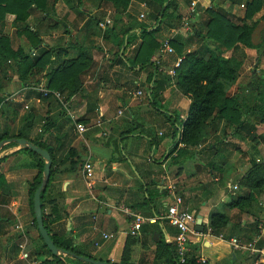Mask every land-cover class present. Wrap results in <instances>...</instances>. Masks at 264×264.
I'll list each match as a JSON object with an SVG mask.
<instances>
[{
    "label": "crops",
    "instance_id": "0c3cea01",
    "mask_svg": "<svg viewBox=\"0 0 264 264\" xmlns=\"http://www.w3.org/2000/svg\"><path fill=\"white\" fill-rule=\"evenodd\" d=\"M224 1L220 7L226 10L227 7L230 8V1ZM143 3L131 0L127 9L121 11L103 0H58L54 5L55 14L51 18V23L57 22L56 25L52 28L45 26V22L40 25L41 32L46 30V35L42 36V45L46 47L57 44L66 48V58L77 56L78 49L70 47L73 43L89 48L93 63L81 75L82 91L68 99L69 109L66 111L53 98L51 99L54 101L47 102L34 97L26 98L27 89L21 86L17 76L10 69H6L0 96L11 104L19 105L14 111L11 108L6 109L3 117L0 115V133L21 132L27 137V141L39 140L54 148V151L60 146L56 150V157L65 147L72 151L73 157L69 159L75 161L76 165L72 170L68 169L69 159H65L66 156L60 159L67 160L64 163L58 161L57 172L45 195L44 211L45 214L51 213V204L48 202L53 201L57 214L55 211L49 221L59 215V222L65 223L67 231L72 232L77 242L85 244V249H92L91 259L118 262L127 247L124 257L129 264H151L155 257V243L141 230L134 236L129 235V219L117 206L124 205L137 213L150 216V212L138 206L143 199L141 185L153 181L154 185H150L151 194L154 195L156 190L160 194L154 200L156 214L153 216L163 215L171 204L166 187L173 183L177 194L182 198L183 207L194 212L197 218L200 217L199 225L203 226L204 230L191 234L190 238L192 245L198 246L199 256L205 258L207 264H264L263 254L253 257L254 254L248 251L232 250L228 240L234 238L233 235L224 240L210 235L205 230L212 210L222 207L230 217L240 212L237 209H228L226 205L231 202L252 161L264 162V124L258 125L257 134L262 135V138L253 143L241 136L231 135L229 129L223 135L220 129L223 128L224 122L221 121L218 131H211L205 143L197 146L192 158L189 155L185 159L179 157L180 165L170 164L175 153L169 157L165 156L171 139L164 137V115L173 112L179 117V124L182 125L190 100L172 83L160 93V105H153L148 100L139 102L142 99L136 92L143 90L146 94V79L151 69L138 66L131 69L128 66L126 60L129 62L131 50L139 42L138 33L135 34L132 44L128 47H124V44L119 50L123 35L122 32L118 33V26L114 25L115 19L127 17L134 9L143 12ZM177 3L178 12L184 17L189 5H185L182 0H177ZM196 3L197 9L205 10L215 6L216 0H196ZM231 8L233 9L229 12L233 19L242 18L246 9L245 1L234 4ZM262 14L263 10H260L252 18V21H257L256 26L260 21L263 22ZM99 15H104L103 19H99ZM105 18H109L111 24L100 28L98 22ZM13 19V15L6 16L4 33L7 35L8 30L14 31L11 26ZM204 21V16L199 11L191 22L190 30L179 27L177 33H172L173 28L162 27L156 36L161 41L166 37L177 39L183 46V58L185 53L194 50V44L187 41V32L200 30ZM96 27L101 33L94 31ZM113 27L114 31L111 32ZM108 28L110 30L106 32ZM118 50L120 55L116 56L115 52ZM231 52L227 51L223 56L229 57ZM244 52L247 57H253V65L260 64L257 56L253 54L256 53L255 50L244 48ZM176 59L175 53L162 55L159 51L154 57L159 70L167 76H170L169 71L174 69ZM52 60H55L54 56ZM40 86H45L44 82H40L36 88L38 91ZM87 104L93 106L89 112L86 109ZM28 115L32 117L27 118ZM42 117L54 122L53 127L45 133L39 125ZM41 123L43 124L44 120ZM76 123L84 127L81 134L75 130ZM127 130L130 131L128 137L119 141L120 135ZM216 139H220V143L215 142ZM152 141L154 144L151 145ZM115 142L120 144L122 159L113 160L114 157H119L113 152L112 145ZM222 142L226 143V146H223ZM180 147H184V144L181 143ZM21 149L23 148L14 141L4 142L0 146V175L4 179L0 182V245L5 246L2 249L3 254L10 252V248H15L20 241V232L15 228L17 225L24 229L28 239L27 245H30L29 251L40 244L28 195L29 184L37 172V160ZM87 161H90L93 167L89 180L82 174V166ZM208 166H211L213 171L210 169L208 173ZM228 169V177H224L222 172ZM255 200L243 209L239 222L242 225L247 224L248 228L256 222L260 236H264V191L256 195ZM231 222L228 226L232 229ZM54 224L57 222L49 226L53 228ZM197 226L195 225L194 229ZM54 230H57V226ZM174 232V228L169 224L165 227V242L172 243ZM103 234L108 238L104 239ZM157 236L158 232L154 231L153 240ZM94 241L99 242L98 246L91 247ZM242 241L248 242L245 239ZM17 257L19 259L18 255ZM69 264H72L70 260Z\"/></svg>",
    "mask_w": 264,
    "mask_h": 264
},
{
    "label": "trees",
    "instance_id": "16d2710c",
    "mask_svg": "<svg viewBox=\"0 0 264 264\" xmlns=\"http://www.w3.org/2000/svg\"><path fill=\"white\" fill-rule=\"evenodd\" d=\"M57 1L0 0V91L4 86L3 75L6 69H10L17 76L21 86L27 89L26 98L34 97L43 102L53 100L50 96H43L36 89L41 81L44 82L46 89L58 91L64 96L65 100L82 91L81 75L93 63V55L89 48L76 46L73 43L70 47L78 49L77 56L66 58V48L57 44L46 47L42 45V36L46 35V30L41 32L39 29L41 28L40 25L44 22L48 28L56 25L57 22L51 23V18L55 14L54 5ZM103 1L110 2L116 10L125 11L131 0ZM138 1L145 2L148 6L146 17L142 21L133 17L132 14H127L128 22L122 31L123 41L119 46V50L124 44H126L124 47L132 44L135 34L138 33L139 42L131 50V59H129V62L126 60V62L131 69L136 66L139 68L149 67L151 69L146 79V98L151 104L156 105L157 100L161 102L160 93L172 83L182 95L187 96L190 100L187 116L182 125L179 124V117L173 112L164 115V137L171 139L165 156L169 157L175 153L170 164L180 165L179 157L185 159L189 155L192 158L197 146L205 143L211 131H218V124L221 121L224 122L223 128L220 129L223 135L229 129L231 135L241 136L253 143L261 139L262 135L257 134V132L259 129L258 125L264 124V74L251 73L250 77L256 79L255 82L247 83L236 94H229V92L243 73V67L247 59L244 48L255 50L258 61L264 51L261 44H254L252 41V35L257 23V21H252V18L260 10H263L261 18L264 19V0H229L230 7L245 1L246 9L242 18L233 19L231 12L217 5L205 9L202 12L205 21L200 25V30L187 32V41L193 43L196 48L185 53L181 63L174 67L173 77L164 75L159 70L154 57L158 53L161 44V40L156 36L161 30L160 28L177 29L181 26L182 15L178 12L177 0ZM182 1L185 5H189L192 0ZM197 10L198 12L200 11L199 8ZM37 13L42 15H36ZM8 14L14 16L11 26L15 35L23 39L24 45L13 47L10 36L4 33L5 19ZM249 21L252 22L249 23ZM113 31L114 27L111 29V32ZM170 45L176 57H181L184 50L179 41L175 38H170ZM124 49L121 53L122 56ZM119 50L115 52L116 56L120 55ZM228 50L232 51L231 55L224 57L223 53ZM53 56L55 60H52ZM43 72L44 74H42ZM18 105L11 104L0 96V115L3 117L5 110L9 108L14 111L15 108H18ZM92 107L91 104H87V111H91ZM31 117V115H28L27 118ZM42 120H44L43 124L41 123ZM41 121L39 125H41L44 133L53 127L54 122L52 119H43L42 117ZM129 134V130L121 134L119 141L128 137ZM12 138L27 139L21 132H13L11 134L5 131L0 133V141ZM30 141L46 150L51 157L50 176L40 195L42 216L44 227L50 239L56 248L67 252L68 255H52L37 233L40 244L28 252V258L23 261V264H31L32 262L34 264H69V260L72 264H90L73 258L72 255L92 258V249H85L83 247L85 244L82 245L77 242L72 232L67 231L65 223L59 222V215L49 221L55 211L57 214L54 202H48L51 204L50 214H45L44 211L45 195L50 189L52 179L57 172L56 166L59 162L64 163L67 161L65 159L73 157V153L70 149L67 150L68 155L66 158L58 162L55 153L60 146H57L54 151V148L45 145L39 140ZM215 142L220 143V139H216ZM181 143L184 144V147L179 146ZM150 144H154V141L150 142ZM215 145L217 146L216 143ZM112 146L113 152L119 155L118 158L114 157L113 160L122 159L120 144L115 142ZM209 146L211 147L212 144ZM21 150L27 151L37 160L35 165L37 172L28 188L32 220L36 229L32 198L42 181L44 160L29 149L23 148ZM75 165L76 162L69 159L68 169L72 170ZM210 169L213 171L212 167L208 166V173ZM1 181H4L2 175H0ZM150 185H154V182H147L141 185L143 199L138 207H142L147 212H150V216H153V214H156L154 200L160 194L156 190L155 194L152 195ZM263 191L264 162L255 163L252 161L251 167L240 180L239 188L232 196L231 202L226 205L228 209H237L240 212L236 213L233 219V216H228L222 210V207L212 210L209 213L208 225L205 230L210 235L224 240H227L236 231V234H241L248 242L255 240V248L259 251H264V236H260L256 222L250 225V228H248L247 224L242 225L241 222L234 225L232 229L228 226L233 220L237 219L240 221L239 215L243 209L255 202V196ZM56 222L57 224H54L53 228L49 226V224ZM167 225L168 223L163 220L161 222L157 221L153 225L144 224L141 227V232L149 235L150 241L156 245L155 257L151 264H178L174 244L167 243L164 240L165 227ZM55 226H57V230H54ZM154 231L158 232L155 240H153ZM175 234L176 230L173 235ZM242 240L240 241L243 242ZM95 243L98 244L99 242L94 241L91 243V247H94ZM125 248L127 249V247ZM126 249L123 250L120 261L111 263L129 264L124 257ZM260 254L261 252L255 253L253 257H257ZM190 255L191 257L185 264H198L196 262L200 257L198 246L191 245Z\"/></svg>",
    "mask_w": 264,
    "mask_h": 264
},
{
    "label": "built area",
    "instance_id": "2783aa9c",
    "mask_svg": "<svg viewBox=\"0 0 264 264\" xmlns=\"http://www.w3.org/2000/svg\"><path fill=\"white\" fill-rule=\"evenodd\" d=\"M142 6L144 8V11L139 14L140 19H144L147 14L146 3L144 2ZM197 15V3L196 0H192L188 6L186 15L182 17L180 27H183L186 30H190L191 22ZM110 24L111 21L109 18H105L104 20L98 22V26L100 28H106ZM177 30L178 29L173 28L172 33H177ZM159 53L162 55H169L174 53V50L170 45L169 37L162 39L159 47ZM182 59L183 58L178 57L176 59L175 66H178L181 63ZM169 75L172 77L174 76V69L169 71ZM39 90L43 94V96H50L54 100L58 101L64 110L68 111V100H65L61 93H59L58 91L48 90L44 86H40ZM141 93V91L136 92L137 95H141ZM75 130L77 131V133L81 134L84 131V127L81 124L76 123ZM82 174L87 180H89L92 176L93 167L90 161L84 162L82 166ZM87 184L89 186V181ZM236 187L237 186H234V188ZM166 192L171 200V204L167 206L166 211L163 215L145 216L141 213L133 211L132 209L124 205L117 206V209L129 219V235L131 236L138 234L141 230L142 225L144 224L155 223L159 220H165L171 227L176 230V234L172 238V243L175 246L177 262L178 264H185L191 257L190 247L192 245V240L190 238V235L198 232L194 229L198 218L194 212L188 211L183 207L182 198L177 194L175 184L171 183L168 187H166ZM15 228L20 232V241L16 246L18 249L19 259L27 260L28 252L26 251V246L28 239L26 237V234L24 233V229L20 225H17ZM102 237L104 239L108 238L106 234H103ZM228 243L234 251L243 250L248 251L250 254L261 252V254L264 255V251H259L255 248V240L251 242H241L237 238H231L228 240ZM95 246H98V244L95 243ZM196 262L198 264H207V260L202 257H199ZM31 264L34 263L32 262Z\"/></svg>",
    "mask_w": 264,
    "mask_h": 264
},
{
    "label": "rangeland",
    "instance_id": "374dc122",
    "mask_svg": "<svg viewBox=\"0 0 264 264\" xmlns=\"http://www.w3.org/2000/svg\"><path fill=\"white\" fill-rule=\"evenodd\" d=\"M224 2H225L224 0H216V3L214 5L222 6ZM212 7H213V5H212ZM62 9H64V8L62 7ZM62 9L59 10L61 13H62ZM230 9H233V8H231V7L230 8L229 7L226 8V10H228V11H230ZM203 11L204 10L202 8H200V12H203ZM131 14H132L133 17L139 18L140 10L134 9L133 12H131ZM103 17H104V15H99V19H103ZM140 20L143 21L144 19H140ZM127 22H128L127 17H122V18L121 17H118L117 19H115L114 25H117L118 26V29L117 30H118V33L119 34L125 29V27L127 25ZM251 22L249 21V23H251ZM112 26H113V24H112ZM109 30H110V28H108L106 30V32H108ZM94 31L95 32L97 31L98 33H101V31L99 30L98 27H96V30L94 28ZM8 32H9V36L11 38V42H12V46L13 47H16L19 44H21V45L24 44L23 39L17 37L15 35L14 31L8 30ZM50 36H51V34H50ZM64 38H65V36H64ZM193 41L195 42V40H193ZM252 41H253V43L258 44V45L261 44V47L264 48V19H263V22L260 21L257 24V26L255 27L254 33L252 35ZM195 48L196 47L194 46L192 48V50L195 49ZM228 51H231V50H228ZM225 52H227V51H225ZM253 54H254V56H256V53H253ZM263 54H264V51L260 55V59H259L260 64L259 65H253L254 64L253 57H247L246 62H245L244 67H243V71H242L243 73L238 78V80L235 83V85L231 88L229 94H233V93L236 94L237 92H240L241 89H243L246 86L247 83H249L251 81L255 82L256 79L250 77L251 73L252 74H257V75L258 74L259 75H261V74L263 75L264 74V55ZM247 74H249V75H247ZM140 91L142 93H141V95H139L140 96L139 98H141L142 100H140L139 102L146 101L147 98H146L145 92L143 90H140ZM156 104L157 105H160V101L157 100L156 101ZM224 133H225V131H224ZM153 138L155 139V136H153ZM222 143H223V146H226V143H224V142H222ZM250 149H252V147ZM67 155H68V151H67V149L65 147V148H63V150L61 152L58 153V155L56 157V160L59 161L63 156H67ZM229 171H230V169H228V171L226 170L225 172H222L223 173V176L224 177H228V175H226V174ZM234 215H232L233 216V219L235 218ZM238 223H239V220H237V219L236 220H233V222H231L230 226L237 225ZM233 237L234 238H237V239H241V240L244 239L240 234H236V233H233ZM4 247L5 246L0 245V264H23V261H20L18 259V257H17V255H18L17 250L18 249H16V247L15 248L14 247H11L10 248V252L9 251H6V254H3L2 249ZM32 248H33V246H31V249ZM29 249H30V245L28 244L27 247H26V251L29 252Z\"/></svg>",
    "mask_w": 264,
    "mask_h": 264
},
{
    "label": "water",
    "instance_id": "95a60500",
    "mask_svg": "<svg viewBox=\"0 0 264 264\" xmlns=\"http://www.w3.org/2000/svg\"><path fill=\"white\" fill-rule=\"evenodd\" d=\"M7 141H14L18 145H20L22 148H26V149L31 150L32 152L36 153L42 159L45 160V163L43 165L41 184L39 185V187L34 192L33 198H32L33 213H34V218H35V222H36V226H37V231H38V234L41 237L42 241L44 242V244L46 245V247L48 248V250L51 252L52 255H54V256H60V255L66 256V255H68L67 252L56 248V246L54 245V243L50 239L46 228L44 227L40 195H41V192H42L44 186L46 185L48 178L50 176V168H51L52 160H51L49 153L46 150L34 145L33 143L27 141L24 138H14V139H9V140H2V141H0V146L4 142H7ZM199 224H200V217H198V220L196 222V225H198V226L195 228V230L198 232H203L204 227L200 226ZM72 256L75 257L76 259L82 261V262H86V263H90V264H112L109 262L98 261V260H94L91 258L80 257V256H76V255H72Z\"/></svg>",
    "mask_w": 264,
    "mask_h": 264
}]
</instances>
